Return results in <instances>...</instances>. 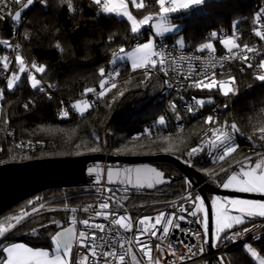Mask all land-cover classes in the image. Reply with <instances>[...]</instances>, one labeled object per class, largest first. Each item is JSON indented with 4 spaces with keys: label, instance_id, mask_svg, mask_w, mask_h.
<instances>
[{
    "label": "trees",
    "instance_id": "1",
    "mask_svg": "<svg viewBox=\"0 0 264 264\" xmlns=\"http://www.w3.org/2000/svg\"><path fill=\"white\" fill-rule=\"evenodd\" d=\"M22 2L15 3L1 14L4 18L0 19V41L7 39L13 45L12 31L16 20L13 21L11 15L22 6ZM263 4L264 0H204L190 8L168 12L183 25L164 38L175 40V35H181L184 40L182 46L186 48L201 49L209 45L223 51L228 46L224 44L222 35L230 34L235 37L236 45H259V61L264 58V40H259L254 28ZM160 7V0H142V5L133 6V11L141 17L159 13ZM19 21L20 54L29 64L43 65L45 73H36L37 79L48 81L55 87H46L44 92L33 89L25 72L12 90L7 89V79L18 67L15 63L13 71L5 79L1 55L4 51L12 53L13 48L0 44V89L4 90V99L0 101V164L101 153L104 146L96 137L105 129L112 132L108 141L112 142L114 154L169 153L185 161L186 151L215 123L211 116L213 107L219 108L220 118L232 127L238 143L236 151L224 161L216 164L194 162L193 166L210 183L217 185V180H223L230 171H236L240 164L250 163L255 156L264 155V137L261 136L264 135V80L258 79L250 67L241 71L239 62L231 71L213 76L234 80L235 92L229 94L218 88L194 86L197 82L190 84L188 92L194 100L210 98V102L201 104L202 113L193 115L183 111L187 126L178 131L172 114L167 111L169 97L160 93L159 79L144 75L142 69L134 71L127 60L112 63L121 48H132L146 41L151 27L134 32L127 19L103 10L96 0H48L47 6L33 1L24 9ZM57 44L63 51L56 48ZM101 68L105 69L106 75L115 70L119 72L121 83L114 89L117 92L110 100L101 99L98 106L90 107L86 113H77L71 102L79 100L83 90L101 84ZM120 92L124 95L121 96ZM63 105L69 110L70 117L60 120L58 112ZM162 119L163 124L160 123ZM149 128H152V135L132 140L135 131ZM165 136L170 137V142L176 146L171 152L162 150L168 147L162 139ZM19 139L24 142L33 140L35 146L23 147L18 143ZM77 144L81 147L77 148ZM125 145L131 151H117ZM96 146L101 148L100 152L89 151ZM154 164L167 175H176V178L152 191H134L125 203L129 208L136 211L138 208H159L170 200H183L182 197L189 193L187 188L192 184L175 164L168 161H155ZM39 193L44 196L45 207L7 232L0 244L23 240L36 246H49L50 234L57 228L51 221L56 219L64 223L71 214V208L95 197V193L84 186L51 187ZM33 197L16 203L1 214L0 222L17 216L21 208L31 206L29 201L36 202ZM65 205L69 210H65ZM247 245L264 256V232L229 249L215 260V264H258L247 251Z\"/></svg>",
    "mask_w": 264,
    "mask_h": 264
},
{
    "label": "snow or ice",
    "instance_id": "2",
    "mask_svg": "<svg viewBox=\"0 0 264 264\" xmlns=\"http://www.w3.org/2000/svg\"><path fill=\"white\" fill-rule=\"evenodd\" d=\"M14 3L19 4L21 0H13ZM33 0H28V4L31 5ZM172 7L169 8L166 6V0H160L161 8L164 13L171 11H176L177 8H187L190 4H198L201 0H171ZM6 0H0V5L5 4ZM102 3V0H101ZM120 7H123L121 4ZM105 11H111V6H108L104 9ZM4 11L3 8H0V13ZM21 11H16L14 15H11L13 21L19 19ZM3 15H0V19H3ZM264 18V10H262L256 17L257 23ZM135 32L136 30L133 29ZM260 35L258 36L259 40H264V26H261ZM215 35V34H213ZM225 43L230 49L236 50L235 45L238 44L235 37L233 40H225ZM0 44H4L9 48H15L17 55L15 57V62L18 65L16 72L11 73L10 77L7 79V89L12 90L18 81L21 79V74L25 72L28 73V80L30 82L31 88L38 89L41 92L45 91V86L42 84L41 79H37L36 73L43 74L45 73V68L43 65H38L33 62L30 65L26 62L25 58L19 54V48L17 45L13 46L9 44L7 40L0 41ZM152 45L148 44L143 49L140 50L138 56L133 57V68L134 71L142 69L144 73L148 74L151 67V61L149 59L151 53ZM204 48L210 47L209 45H204ZM57 49L63 51L59 44L56 45ZM257 49L254 48H245V52L256 53ZM3 69L7 71L9 68L8 57H4ZM137 60L139 63H137ZM114 61V60H113ZM159 65L158 68H164L163 64ZM165 71H170L165 69ZM106 75L105 69H100L101 80L100 83L103 84L101 89H108L111 91L117 86L111 88L107 87V82L104 79ZM258 79L264 80V75L258 77ZM109 80L111 76L109 75ZM233 82L231 80L224 81V91L230 92L232 89L229 87ZM113 81L111 82V85ZM207 84L208 87H211V83L207 81H200L197 85L200 88H204ZM48 88H53L55 85H47ZM104 90L98 93V96H102ZM96 90L93 88H88V93H93ZM120 95L123 96L124 93L120 92ZM4 99V90L0 89V101ZM210 102V101H208ZM197 104L206 103L197 101ZM87 105V107H85ZM87 109L89 107L88 103L84 100L78 101L72 105V108L76 111H81V108ZM175 110V109H173ZM60 115L62 117H67L69 113L67 111H61ZM161 124L164 123L162 119ZM211 124V120L209 121ZM145 135H151L150 130L144 132ZM264 137V135H261ZM217 139H227L222 137L219 132H217ZM97 141L99 137H96ZM138 136L132 137V140H138ZM165 143L168 144L167 148L162 149L164 152H171L175 149V145L170 142V137L162 138ZM212 147V145L210 144ZM77 148L81 147V144L76 145ZM91 152H100L101 148L99 146L92 147L89 149ZM118 152L131 151L125 145L122 148L117 149ZM200 148H195L190 150L187 155L191 157L195 152H199ZM236 149H230L229 154L234 153ZM79 154V153H77ZM228 156H222L219 158V161H224ZM228 170H225L227 172ZM96 172V179L99 181V172L97 169H89V173ZM107 179L109 183L118 182L123 185V191L128 192L129 186L135 189H152L157 185L170 182L165 180V174L162 171H158L156 168H149L148 166L136 167V168H125L118 170L116 172V180H113V172L111 169L107 171ZM224 189H230L234 192L241 193H259L264 196V161H258L256 167L251 166L246 167L241 164L239 171H233L230 175H227L226 180L221 184ZM185 203L191 202L192 210H187L184 206L179 207L177 212L171 214H165L160 212L155 217L154 224L151 227H148L151 217L145 216L142 219H139L137 222V233L133 239H126L120 229L124 231H131L133 228L132 218L128 215H120L116 211H106L109 209L111 197H105L99 202L100 211L93 209L91 205L84 207L82 209L85 213L95 212V217H102L105 221H109V226L106 228L103 223H90L89 219H83L79 221L83 225V230L77 231L76 229V216L73 215L71 218V226L63 227L61 222L58 220L51 221L52 224H55L57 227L63 228L62 231H57L55 235L52 236V243L55 245L52 254L43 249H33L24 244L13 243L10 245L0 244V264H126V258L131 257L133 264H144V261L138 260L136 254L133 252V245L147 258V264H175V261L168 260L163 261L159 256V252L163 251L162 243L168 241V250L170 256H175L179 251V248L175 246L176 242H173L169 239L170 237V226L173 231L179 230L181 233L188 232L189 235H194L197 241H200V244L187 243L183 240H180L179 243L185 244V247L188 251V256L181 255V264L186 259H190L192 256L201 255L204 252V245H210L215 239L216 241L223 240H237L238 238L245 235L247 232L252 231L247 227L242 228L239 231H232L236 226L244 225L246 221L250 220L253 217H264V200L252 201L239 198H220L215 197L211 201L210 210L212 217L215 220L216 228L212 231L209 227V208L205 207V200L202 199L199 195L193 197L191 192L186 196L182 197ZM39 202L37 198L36 202L29 201V205L32 206V212L36 213L40 209H43L45 205L40 203V209L35 207V203ZM175 207V205H173ZM65 210H69L68 206L65 205ZM119 207H123V204H120ZM55 211V209H52ZM70 211L75 214L77 212L76 208H71ZM187 211V215L195 217L200 221L203 227L202 232H189V230L181 228L180 221L185 220L184 213ZM202 214V215H200ZM31 215L28 212H22L20 215L10 217L3 222H0V238H3L7 232L15 228L18 224L21 223L25 217ZM173 216L176 217L175 221ZM109 217L111 219L109 220ZM157 226H162L157 228ZM112 232H115L116 235L113 237ZM231 233L230 235L228 233ZM97 233H100L98 235ZM159 233V234H158ZM221 233H224L223 237ZM147 234V238L143 239L142 237ZM152 238H155L161 243H157L154 246L151 244ZM76 246V252L73 253V247ZM153 247L157 251V255L153 256ZM247 251L251 254L253 258L258 261V264H264V257H261L260 254L252 248L250 245L246 246ZM86 249V251H81ZM119 249V250H118Z\"/></svg>",
    "mask_w": 264,
    "mask_h": 264
},
{
    "label": "built area",
    "instance_id": "3",
    "mask_svg": "<svg viewBox=\"0 0 264 264\" xmlns=\"http://www.w3.org/2000/svg\"><path fill=\"white\" fill-rule=\"evenodd\" d=\"M22 1L23 0H21V2ZM34 2L40 3L44 6L48 5V0H34ZM14 4L15 3L13 2V0H6V3L0 5V8H3V12H5L6 10L11 9ZM262 10H264V4L262 5L260 12ZM2 13H0V15ZM19 24L20 21L15 22L12 33L15 39L13 46L17 45L18 47H20L19 53H21V45L19 43L18 31ZM261 26H264V18H262L259 23H257V21L255 20L254 30L257 32L258 35H260L259 29ZM231 37L232 35L230 34H223L222 40H227ZM235 48V51L233 49H230L229 47H227L223 51L213 48L190 49L184 46H179L175 41L168 38H160L157 41L156 54L152 57V63L149 69V73L146 74L143 72V74L148 77L153 76L159 79L160 93L164 96L169 97L167 99V111L172 114L174 118V126L178 131H183L187 126L183 111L193 113V115L203 112V106L201 104H197V101L194 100L193 96L190 95L188 92V87L190 84L205 81L219 73L231 71L233 66L235 64H239V62V68L241 71H245L250 67L252 71L258 76L264 75V58L258 61V57L261 56V48L259 47V45H235ZM245 48H254L257 49V51L253 54L252 52H245ZM16 55L17 51L13 47L12 53L7 55L8 61L10 63L8 70L4 71L5 79L8 78V75L11 71H13L15 67ZM157 64H163L164 68H158L159 65L157 66ZM165 69H169L170 71H165ZM118 74L119 72L115 70L113 71V73H108L105 76V81L107 82L108 88L118 86L121 83V79L118 77ZM109 75L111 76V80H109ZM112 81L113 84L111 85ZM42 84L46 88L47 85L50 84V82L43 81ZM101 87H103L102 83L95 87H90L96 90L93 93H88L87 89L83 90L79 100L89 101L90 106L93 108L98 106L99 101L103 99L104 95L107 92H109L108 89L104 90L101 89ZM102 90H104V93H102V96L100 97L98 96V93ZM61 111H67L69 115L67 117H62L60 115ZM58 115L60 120H64L70 117V112L63 105L59 109ZM211 116L213 118L212 120L215 121V123L211 127L210 131L205 136L201 137L199 141L192 148L188 149L185 153L184 162L191 166L195 164V161L210 162L212 164H216L218 163L220 157L226 156L228 154V151L230 149H235L238 143L237 137L234 134V130L232 129V127H230V125L225 120H222L220 118V111L218 107H213V111H211ZM148 130H150L152 135V128H149L135 131L133 137L138 136L140 138L144 136V132ZM217 132H219L222 137H225L227 139H217ZM18 143L23 147L35 146V142L33 140H27L26 142H24L23 140L19 139ZM210 144L212 145V147L210 146ZM195 148H200V151L195 152L191 157H189L187 153ZM108 152L109 151H107L106 154ZM105 164H107V162ZM84 187L93 191L95 193V197L93 199L87 200L85 203L74 207L77 209V212L73 214L76 216L77 220V231L83 230V225L79 223V221L83 219H89L90 223H103L105 224L106 228L109 226V221H105L102 217H95L94 211L90 213H85L82 211L84 207H87L89 205H91L96 211H100L101 209H99V202L105 197H111L109 209H107L106 211H116L120 215H128L132 218V230L126 232L120 229L119 231L126 239L133 240L137 233V222L139 219H142L145 216L151 217V220L148 225V227H151V225L155 222V217L160 212H164L167 215L175 213L177 212L179 207L185 206V202L183 200L175 199L163 204L161 208H153L149 210L138 208L136 211V209L129 208L125 205V203L130 200L133 192L135 191L130 187L127 193L123 191L124 186H115L106 183L96 185H85ZM37 198H39V202L36 203L35 207L37 209H40V203H43L45 205V201L43 200V195L40 193L35 194L32 200L37 201ZM120 204H123V207H119ZM173 205H175V207ZM26 212L32 213V208ZM184 215L185 220L180 221L181 228L187 229L189 230V232L192 233L197 231H203L202 224L199 220H197L195 217L187 215L186 213H184ZM110 219L111 217H109V220ZM173 219L175 221L176 217L173 216ZM161 227L162 226H157V228ZM244 227L252 229V231L247 232L245 235L238 238L237 240H213L212 248H210L209 245H204V252L201 255L192 256L190 259H186L183 264H215V260L218 257L223 256L227 250L242 243L245 244L248 240L253 237L260 236L264 232V217H257V219L255 218L253 220H250L244 225L236 226L232 229V231H239ZM97 234L100 235V233ZM228 234L230 235L231 233L229 232ZM111 235L114 237L116 233L112 232ZM223 235L224 233L221 234L222 237ZM142 238L146 239L147 234H145V236ZM169 239L173 242H176L175 246L179 248V251L176 253L175 256H170L168 250V241L166 240L162 243L163 251L159 252V256L163 261L172 260L175 261V264H181V255H189L185 244L201 243L200 241H197L195 239L194 235H189L188 232L181 233L179 230L173 231L171 226ZM180 240H183L185 244L179 243ZM157 243L161 242L157 241L155 238H152L151 244L154 246ZM251 247L254 248L253 246ZM81 251H86V249H82ZM75 252L76 246L73 247V253L75 254ZM133 252L136 254L138 260H142L144 261V264H147V258L139 252L135 245H133ZM157 254V251L153 247L152 255L156 256ZM126 264H133L130 256L126 258Z\"/></svg>",
    "mask_w": 264,
    "mask_h": 264
},
{
    "label": "water",
    "instance_id": "4",
    "mask_svg": "<svg viewBox=\"0 0 264 264\" xmlns=\"http://www.w3.org/2000/svg\"><path fill=\"white\" fill-rule=\"evenodd\" d=\"M104 161L110 164L105 165L103 164ZM155 161H168L175 164L188 180L195 185L194 191H197L204 198L209 208V227L212 231L213 217L210 210L211 203L209 194L264 200V196L258 193L234 192L230 189H224L221 186L212 184L197 168L186 164L180 158L169 153L152 155H105L104 153H88L1 163L0 215L16 203L51 187L85 186L102 183L123 186L118 182H108L107 171L109 169L113 172L114 181L116 180V172L118 170L122 172L125 168L144 166L162 171L165 174L166 181L170 179L171 182L176 178V175H167L164 170L154 164ZM89 169H97L100 177L99 181L96 179L97 173L93 172L90 174ZM163 184L157 185L152 189H132L152 191ZM209 246L212 248V243Z\"/></svg>",
    "mask_w": 264,
    "mask_h": 264
},
{
    "label": "rangeland",
    "instance_id": "5",
    "mask_svg": "<svg viewBox=\"0 0 264 264\" xmlns=\"http://www.w3.org/2000/svg\"><path fill=\"white\" fill-rule=\"evenodd\" d=\"M34 1V0H33ZM110 1V2H109ZM133 3V6L134 7H139V6H141L142 5V0H104V8H106V7H108V6H110V4L112 3V5H111V8H112V10L111 11H107V12H112V13H115V11L117 10V12H118V9H122V11H123V9H125L124 11V14L123 13H121V10H119V12L121 13L120 15H123V17H125V18H127L131 23H132V28L133 29H135L136 31H140L142 28H144V27H150L151 26V28L154 30V32H152L151 33V35H150V39H148V40H146V41H144V42H141V43H150V40H152L153 42L155 41V39H156V36H160V35H163V34H165V33H175V32H177L178 30H180L181 29V24H182V22H180V21H177V20H174V18L172 17V16H167L168 14H166L165 13V15H163L164 14V12H162L161 14H158V15H154V14H145V15H143V16H141V17H139V16H137L136 15V13H134V11H133V9H132V7H131V4L130 3ZM202 2H203V0H202ZM202 2H200V3H202ZM200 3H198V4H200ZM123 5V7H120V5ZM194 5H197V4H191V5H189V7H187V8H190V7H192V6H194ZM27 7H29V4H28V0H27V2L24 4V5H22V6H20L16 11H21L20 12V17H19V19H17L18 21L19 20H21L22 19V16H23V11H24V9L25 8H27ZM114 7H116L115 9H114ZM118 7V8H117ZM187 8H185V9H187ZM170 31V32H169ZM175 38H176V41H177V43L178 44H180V45H183V43H184V40H183V37L181 36V35H175ZM233 38L234 37H231V38H229V39H227V40H233ZM3 40H7V39H3ZM8 41V40H7ZM9 42V41H8ZM223 42H224V44L225 45H227L226 43H225V40H223ZM9 44H11L10 42H9ZM139 44V43H138ZM4 45V44H3ZM137 45V44H136ZM136 45L134 46V47H132V48H126V47H123V48H121L120 49V51L118 52V53H116L115 55H114V57H113V60H112V63H116L117 61H119V60H123V58L122 57H124V55L125 54H127V52H129V51H131L133 48H135L136 47ZM4 47H7L6 45H4ZM7 48H9V47H7ZM18 54V53H17ZM20 54V53H19ZM7 55H8V53L6 52V51H4L3 53H2V55H1V58L3 59L4 57H7ZM3 61H4V59H3ZM17 65V64H16ZM17 67H18V65H17ZM17 71V70H16ZM16 71H14V72H16ZM13 73V72H12ZM11 75V74H10ZM22 75V74H21ZM228 80H231L233 83L232 84H230L229 85V87L232 89L230 92H225L224 91V85H223V82L224 81H228ZM205 81H207V82H210L211 83V87H208L207 86V84L205 85V87H207V88H218V89H221V91L224 93V94H229V93H231V92H235V89H236V87H235V84H234V80L232 79V78H228V79H225V80H222V79H220L219 77H211V78H209V79H207V80H205ZM114 92H117V91H115L114 89L112 90V92L110 93V92H108L106 95H104V98L103 99H106V100H110L112 97H113V95H114ZM110 93V95H108ZM210 100V98H199V100L200 101H204V100ZM208 100V101H209ZM91 107V106H90ZM104 110V109H103ZM101 110L99 109V112H100ZM112 134V132H110V131H108V130H104V131H102L100 134H98V137H99V139L101 140V144L104 146V147H102L103 149H102V152L101 153H104L105 155H114V152H112V142H109L108 141V136L109 135H111ZM106 145V147H107V149H106V147H105V145ZM107 151H109L107 154H106V152ZM115 154H117V155H121V154H119V153H115ZM125 155H128V154H125ZM228 155H230L229 154V152H228V154L226 155V156H228ZM258 161H264V155H258V156H255L254 158H253V160L250 162V163H242L243 165H245L246 167H249V166H251V167H253V168H255L256 167V164H257V162ZM107 161H104L103 163H106ZM108 163V162H107ZM240 166H241V164L239 165V168H240ZM239 168L236 170V171H239ZM233 171H235V170H233ZM233 171H230L229 173H228V175H230L231 174V172H233ZM226 178H227V176L223 179V180H217L216 181V183H217V185L218 186H221V184H222V182L224 181V180H226ZM189 182L192 184L191 186H189V188H187V190L189 191V192H191V194L193 195V197L194 196H196V195H199L202 199H204L199 193H197V191H194V188H195V185L189 180ZM161 187V186H160ZM222 187V186H221ZM223 188V187H222ZM190 189V190H189ZM137 191V190H136ZM259 194V193H258ZM44 197V196H43ZM215 197H217V196H215V195H212V197L210 196V203H211V201L215 198ZM222 197H231V196H222ZM221 198V197H220ZM234 198H244V197H234ZM246 200H257V199H252V198H245ZM184 201V200H183ZM187 210H192V204H191V202H188V203H185V206H184ZM205 207L206 208H208V206H207V204H206V202H205ZM159 208H161V207H159ZM22 212H24V208H21L20 209V211H18V214L17 215H20ZM186 214H187V211L185 212ZM31 215H29V216H27V217H30V216H32V214H33V212L32 213H30ZM202 215V214H201ZM6 220V219H5ZM4 220V221H5ZM214 225H216V223H215V220H214V218H213V231L215 230V228H216V226H214ZM7 234V233H6ZM5 234V235H6ZM222 234V233H221ZM2 238H0V240H1ZM214 241H216L215 239H213ZM1 242V241H0ZM264 257V256H263ZM216 259V258H215Z\"/></svg>",
    "mask_w": 264,
    "mask_h": 264
},
{
    "label": "crops",
    "instance_id": "6",
    "mask_svg": "<svg viewBox=\"0 0 264 264\" xmlns=\"http://www.w3.org/2000/svg\"><path fill=\"white\" fill-rule=\"evenodd\" d=\"M97 2H99L100 4H101V7H102V9L104 10L105 8H104V0H102V3H101V0H96ZM204 1V0H203ZM27 2V0H24L23 2H22V5H24L25 3ZM110 2V1H109ZM201 2H202V0H201ZM131 4V7H132V9H133V3L131 2L130 3ZM195 4V3H194ZM112 5V3L110 4V6ZM191 5V4H190ZM166 6L167 7H169V8H171L172 7V2H171V0H166ZM140 7V6H139ZM116 7H114V9H115ZM118 8V7H117ZM182 9H185V8H177V10H182ZM119 10H121V13H123L124 14V10L125 9H123V11H122V9H118V12H117V10L115 11V14H117L118 16H120V17H123V15H120L121 13L119 12ZM176 10V11H177ZM163 11H162V8L160 7V12L159 13H150V14H154V15H158V14H161ZM172 12V11H171ZM110 13H112V12H110ZM167 14V13H166ZM163 15H165V13L163 14ZM167 16H169V15H167ZM125 18V17H124ZM125 19H127V18H125ZM128 20V19H127ZM16 21H18V20H16ZM129 21V20H128ZM130 22V21H129ZM181 22V21H180ZM130 24L132 25V23L130 22ZM182 25L183 24H181L180 26L182 27ZM151 27V26H150ZM151 33L152 32H154V30L151 28V31H150ZM170 32V31H169ZM151 33H150V35H151ZM168 34H171V33H168ZM167 33H165V34H163V35H160V36H156V39H155V41L153 42L152 40H150V43H139V44H137L136 45V47L135 48H133L131 51H129V52H127V54H125L124 55V57H122L123 58V60H127V62H128V64L131 66V68H133V57H136V56H138L139 55V53H140V50L141 49H143L146 45H148V44H151L152 45V47H151V49H150V53H151V55H150V57H149V59H150V61H151V63H152V57H153V55H155L156 54V43H157V41L160 39V38H164V36L165 35H168ZM232 37H234V36H232ZM148 39H150V36H149V38ZM147 39V40H148ZM173 41H175L176 43H177V41H176V39L175 40H173ZM178 44V43H177ZM179 46H182V45H180V44H178ZM210 48H212V47H210ZM201 49H205L204 47H202ZM214 49V48H213ZM8 53V52H7ZM11 53V52H10ZM10 53H8V55L10 54ZM3 60V59H2ZM137 63H139V61L137 60ZM10 77V76H9ZM109 92H111V91H109ZM108 93V92H107ZM106 93V94H107ZM105 94V95H106ZM104 98V97H103ZM197 101H200L199 99H196ZM209 100V99H208ZM208 100H204V101H208ZM78 101H81V100H76V101H74L73 102V104H75V103H77ZM204 101H201V102H204ZM87 103H88V105H89V107L87 108V109H84L83 107L81 108V111H77V113H79V114H84V113H86L87 112V110L90 108V103H89V101H86ZM202 104V103H201ZM85 107H87V105H85ZM213 195V194H212ZM215 196H217V197H221V198H234V197H222V196H220V195H215ZM212 197V196H211ZM239 199H245V198H239ZM246 200V199H245ZM259 199H257V200H253V201H258ZM32 208V206H27V208L24 210V212L25 211H28V210H30ZM37 213V212H36ZM36 213H33L32 215H35ZM201 215V214H200ZM72 216H73V213L71 212V214L68 216V219L64 222V223H61V225L63 226V227H69V226H71V218H72ZM27 217H25V219H26ZM254 218H256V217H253V218H251L250 220H252V219H254ZM56 220V219H55ZM250 220H248V221H250ZM23 221V220H22ZM247 222V221H246ZM246 224V223H245ZM214 226H216V225H214ZM63 230V228H61V227H57L51 234H50V245L49 246H36V245H33V244H31V243H29V242H26V241H23V240H12V241H4L3 243H1V244H4V245H10V244H13V243H19V244H24V245H26V246H28V247H31V248H33V249H43V250H45V251H48L50 254H52V251H53V249H54V247H55V245L52 243V240H51V238H52V236L53 235H55V233L57 232V231H62ZM36 231V230H35ZM0 255H2V254H0ZM261 256V255H260ZM261 257H263V256H261ZM258 262V261H257Z\"/></svg>",
    "mask_w": 264,
    "mask_h": 264
},
{
    "label": "bare ground",
    "instance_id": "7",
    "mask_svg": "<svg viewBox=\"0 0 264 264\" xmlns=\"http://www.w3.org/2000/svg\"><path fill=\"white\" fill-rule=\"evenodd\" d=\"M228 152H229V151H228ZM185 163H186V162H185ZM183 174H184V173H183ZM197 193H198V192H197ZM29 198H30V197H29ZM29 198H26V199H24V200H28ZM22 201H23V200H22ZM20 202H21V201H20ZM12 207H13V206H12ZM10 208H11V207H10ZM26 208H27V207H24V210H25ZM7 210H8V209H7ZM7 210H6V211H7ZM227 251H228V250H227ZM225 253H226V252H225ZM225 253H224V254H225Z\"/></svg>",
    "mask_w": 264,
    "mask_h": 264
},
{
    "label": "clouds",
    "instance_id": "8",
    "mask_svg": "<svg viewBox=\"0 0 264 264\" xmlns=\"http://www.w3.org/2000/svg\"><path fill=\"white\" fill-rule=\"evenodd\" d=\"M103 164H105V163H103ZM110 163H107V164H105V165H109ZM187 164V163H186ZM136 191V190H135ZM37 194V193H36Z\"/></svg>",
    "mask_w": 264,
    "mask_h": 264
},
{
    "label": "flooded vegetation",
    "instance_id": "9",
    "mask_svg": "<svg viewBox=\"0 0 264 264\" xmlns=\"http://www.w3.org/2000/svg\"><path fill=\"white\" fill-rule=\"evenodd\" d=\"M212 196V195H211ZM210 197V196H209Z\"/></svg>",
    "mask_w": 264,
    "mask_h": 264
}]
</instances>
